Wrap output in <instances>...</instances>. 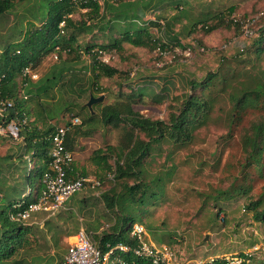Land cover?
<instances>
[{
  "label": "rangeland",
  "instance_id": "1",
  "mask_svg": "<svg viewBox=\"0 0 264 264\" xmlns=\"http://www.w3.org/2000/svg\"><path fill=\"white\" fill-rule=\"evenodd\" d=\"M51 1L29 0L15 4L10 13L0 17V46L14 48L19 42L17 36L20 32L24 34L29 28L40 26ZM104 1L113 8L121 4L118 0H98L100 6ZM122 1L132 4L131 11L137 14L147 9L142 23L159 20L168 24L166 31L165 25L164 29L163 26L156 28L151 25L148 28L154 36L180 53L192 49V56L188 60L182 56L172 60L171 55L167 58L168 64L160 66L155 59L156 51L124 43L121 53L101 55V60L116 69L118 74L112 78L101 76L95 79L91 61L83 54L80 60L71 63L64 82L66 86L56 87L54 100L43 99L41 107L31 101L26 104L30 109L29 122L35 124L37 118L39 128L45 123L61 125L75 117L80 121L81 124L71 132L76 135L71 136L77 142L75 145L86 176L100 181L101 189L78 192L70 202L85 200L93 217L103 220L104 231L113 224L116 213L106 210L101 194L114 186L119 192H124L121 185L114 182L111 172L102 175L89 161L93 151L117 146L121 135L120 129L101 124L99 116L104 106L122 101L123 94H138L141 89L145 95L135 100L133 110L152 120L166 122L171 114L179 113L181 104L193 93L190 82H200L208 73L219 71L231 87L236 86L237 81H250L251 78L264 84L263 55L258 60L255 54L257 39L261 29L264 30V0ZM87 12L88 9L78 8L71 15L74 21L95 25L91 32L78 36L82 51L87 45L110 43L119 38L127 27V22L119 21L112 23L110 30L105 29L108 18L115 15L113 11L106 13L100 9L98 15L104 13L105 18L102 20L103 17L98 16V20L92 21ZM230 20L248 24L251 34L244 35L241 29L238 32L234 26L228 27ZM204 22L218 27L205 34L200 29ZM193 24H198V27L195 32H190ZM173 36L177 41L169 42ZM176 43L178 45H173ZM244 49L246 54L242 60L245 61L238 64L234 58ZM54 56L55 53L45 56L35 68L39 79L54 65L74 57L67 52H62L60 59ZM69 81L71 86L67 85ZM17 82L22 83L20 77ZM36 82L32 81L33 84ZM220 86L219 83L217 87ZM231 87L217 90L218 96L208 119L187 144L180 147L167 139L152 144L142 166L145 176L141 180L148 185L145 202L133 205L125 195L119 202V209L145 228L152 243L175 245L181 263L195 264L210 257L232 260L240 254L260 256L264 251V222L255 221L254 212L246 210L250 202L259 198L264 203V143L258 164L248 165L242 149V137L248 135L250 127L258 122L264 123V102L263 107L233 113L227 97ZM156 95L162 96L155 98ZM90 96H103V100L91 107L93 121L82 124L87 119L86 104ZM231 114L233 117L230 119ZM22 147L21 140L0 137V192L7 177L12 175V182H18L16 168L26 166L17 157L19 160L11 172L8 168L10 162L4 160L9 154L18 156L23 152ZM109 164L114 168V158ZM9 199L0 198V210L9 203ZM16 199H20V193ZM132 221L129 220L130 224H134Z\"/></svg>",
  "mask_w": 264,
  "mask_h": 264
},
{
  "label": "trees",
  "instance_id": "2",
  "mask_svg": "<svg viewBox=\"0 0 264 264\" xmlns=\"http://www.w3.org/2000/svg\"><path fill=\"white\" fill-rule=\"evenodd\" d=\"M27 1L29 0H0V17L10 13L15 4L26 3ZM118 4V8H113L108 1H104L103 5L100 6L98 0H52L48 3L47 11L42 17L43 22L40 26L31 27L24 34L20 32L17 36L19 42L16 43L14 48L9 45L0 46V100L9 101L12 105L8 109L5 118H0V122L5 121L8 123L13 118L20 121L25 120L20 128V137L23 153H27L30 158L29 160H23L20 156V159L23 160V164H27L29 161V164L31 163L33 166L28 168L24 180L32 184L33 178L38 177V190L34 191L31 188V193L23 194L18 202H10L0 210V264H32L26 260L28 250L32 245L29 240L31 227H28L27 222L11 221L9 213L22 212L34 201V196H37L40 192L42 188L41 179L49 162L50 135L55 126L46 125L45 123L39 128L36 124L37 118L34 121L35 124L30 123L28 120L30 109L26 104L31 101L37 107H41L43 99L54 100L56 87L58 85L66 86L64 82L67 73L70 72L71 63L80 60L83 54L91 61L92 72L96 73L95 79L101 76L112 78L118 74V71L104 63L101 60V55L110 52L121 53L124 43L149 51H154L158 47L163 51L171 47L168 43L162 42L161 38L154 36L148 28L149 25L160 28L159 20L142 23L147 9H143L137 14L131 11L132 4L129 2L125 3L118 0ZM78 8L88 9L86 14L90 16L91 21L98 20V16L99 18L103 17L102 20L105 18L104 13L102 16L98 15L100 9H103L106 13L113 11L115 15L108 18L107 27H105L107 30L112 28L110 26L112 23L115 24L119 21L127 22V27L119 38L113 39L110 43L98 46L87 45L82 51L81 46L78 45V36L82 33L91 32L95 29V25L90 24L87 26L84 22L74 21L71 15ZM61 23H63L62 27H60ZM206 23L204 22L200 26L205 34L215 31L218 27L208 26ZM164 25L166 31L168 24H163V29ZM227 25L228 27L230 25L234 26L238 32L241 29V27L239 28L240 22L236 20H230ZM197 27L198 24H193L190 32H195ZM67 32H69L68 37L66 36ZM173 41H177L175 36L169 40V42ZM256 45L255 54L257 59H261L262 55L264 59L263 29H261ZM62 52L73 54V59L64 60L60 62V65H54L44 77L35 80L37 81L35 84L32 83L29 77L23 76L25 68L35 71L42 58L55 53L60 59ZM245 54V49L240 50L235 58L233 57L234 61L242 64L245 61L242 60ZM155 59L157 62L163 61V58L159 56H156ZM18 77L21 78L22 83L17 82ZM219 83L221 86L217 87ZM67 85L71 86L70 81ZM230 87V82L222 77L219 71L208 73L200 82H190V89L193 93L188 95L181 104L179 113L171 114L166 122L152 120L133 110L132 105L135 100L141 99L140 97L145 95L144 90L141 89L138 94L132 92L131 94H123L122 101L119 100V102L104 106L101 109L99 116L101 124L104 127L109 126L113 129H120L121 135L117 146L93 151L89 161L100 174L106 175L111 172L114 182H118L124 191L119 192L118 188H114V186L101 194V201L106 210L108 212L115 211L116 213L113 224L107 228V231L103 230L104 232L102 231L101 235L95 237L102 254L118 244L128 246H135L136 244L129 236V229L132 225L129 220L132 221V219H129L119 209V202L124 195L133 205L143 204L147 199L148 185L141 180L145 176L142 166L145 158L149 156L152 144L160 143L164 139L173 141L174 144L180 147L187 144L193 138L195 131L202 127L208 119L213 108L214 99L218 96L217 90L223 91L225 88ZM231 88L227 97L231 103L233 113L243 112L247 108L263 107L264 84L260 80L251 78L250 81H237L236 86ZM196 89H199V92H195ZM21 94L26 99L21 97ZM159 96L162 95H156L155 98ZM92 97L97 98V96ZM86 115L87 119L83 120L82 124L89 123L94 119L88 108ZM232 117L231 114L230 119ZM72 131L66 136L65 147L67 150L70 149L69 141L74 138L73 135H76L71 133ZM242 138V149L247 156L248 165L258 164L263 150L264 123L253 124L248 131V135ZM112 158H114V168L109 164ZM74 166V163H72V170L71 172L68 171V178L74 179L77 176L85 177L87 175L85 170H77ZM130 182L133 184L129 185ZM21 194L22 192H20ZM19 203L20 207L14 208ZM246 210L254 212L255 221L264 222L262 198L250 202ZM120 257L126 264H151L149 261L135 258L129 253L120 254ZM238 259H240L239 264H264V251L260 256L240 254ZM212 264H226V262L216 260Z\"/></svg>",
  "mask_w": 264,
  "mask_h": 264
},
{
  "label": "built area",
  "instance_id": "3",
  "mask_svg": "<svg viewBox=\"0 0 264 264\" xmlns=\"http://www.w3.org/2000/svg\"><path fill=\"white\" fill-rule=\"evenodd\" d=\"M62 25L63 23L60 24V27ZM160 25L163 26V23L160 22ZM240 27L244 35L251 34V31L248 29V24L240 22ZM191 50L188 48L180 53L176 48L169 47L161 51L158 47L154 51H156V56L163 58L164 62H158V65L161 66L168 64L167 58L171 55L173 56L172 60L180 56L188 60L192 56ZM54 58L57 59V55ZM23 76L29 77L32 81L38 79L36 72L29 68L24 69ZM21 97L26 99L22 94ZM11 107V102L0 100V118H5L8 109ZM24 123L25 120L20 121L17 118H13L8 123L1 121L0 136L8 137L15 141L21 140L20 128ZM80 124L78 118H72L66 120L61 125L54 126V130L50 135L49 162L47 170L41 179L42 188L38 192V195L34 196V201L26 209L17 214L9 213V219L11 221L25 223L32 214L39 212L53 215L63 208L70 196L87 188L92 190L101 189L100 181L87 176H77L74 179L68 178V171L71 172L72 170L73 155L65 147L66 136L74 127ZM16 207H20V203L15 205L14 208ZM129 236L136 242L135 246L118 244L110 248L108 252L102 254L93 235L80 229L74 236L73 242L69 245L62 264H126L120 257V254L128 253L135 258L149 261L151 264H190V262H180L179 250L175 245L162 244L158 246L152 243L148 239L147 232L141 224H132L129 229ZM216 260H224L226 264L240 263V259L238 258L230 260L227 257H210L204 262H197L195 264H212Z\"/></svg>",
  "mask_w": 264,
  "mask_h": 264
},
{
  "label": "crops",
  "instance_id": "4",
  "mask_svg": "<svg viewBox=\"0 0 264 264\" xmlns=\"http://www.w3.org/2000/svg\"><path fill=\"white\" fill-rule=\"evenodd\" d=\"M75 143L77 142L74 141V138L69 141V151L73 155L74 167L77 170L83 171V162L79 160L78 146ZM23 154V152L18 153V156L9 154L4 158L5 161L10 162L8 168H10L11 172L15 168L20 156H22L23 160H29V155L27 153ZM20 161L22 160L20 159ZM28 164L29 161L25 164V167L22 165L21 169L16 168L18 182H12L14 179L12 175L7 177V182H4V185L1 187L2 192H0V198H10L9 203L13 201L18 202L23 194L32 192L31 188L34 191L36 189L38 190V177L33 178L32 184L24 180L28 168L33 166L31 163ZM85 190L93 191L89 188ZM20 192L22 194L18 200L16 198ZM72 197L73 195L69 197L59 212L53 215L42 212L35 213L27 221L28 227H31L29 240L32 242V245L28 250L26 260L32 264H62L69 245L73 242L74 236L80 229L93 235L94 239L101 235L103 220H96L93 217L91 210L88 208L89 204L85 200L78 202H74V200L70 202Z\"/></svg>",
  "mask_w": 264,
  "mask_h": 264
},
{
  "label": "water",
  "instance_id": "5",
  "mask_svg": "<svg viewBox=\"0 0 264 264\" xmlns=\"http://www.w3.org/2000/svg\"><path fill=\"white\" fill-rule=\"evenodd\" d=\"M103 100V96H100L98 98H93L92 96H90L87 104H86V107L88 108V110L92 113V105L96 104V103H99Z\"/></svg>",
  "mask_w": 264,
  "mask_h": 264
}]
</instances>
